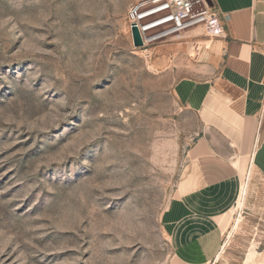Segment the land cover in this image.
<instances>
[{
  "label": "rangeland",
  "instance_id": "obj_1",
  "mask_svg": "<svg viewBox=\"0 0 264 264\" xmlns=\"http://www.w3.org/2000/svg\"><path fill=\"white\" fill-rule=\"evenodd\" d=\"M127 8L0 0V264L168 263L161 217L201 130L174 88L213 73L214 37L135 48ZM243 179L210 264L264 263V199Z\"/></svg>",
  "mask_w": 264,
  "mask_h": 264
},
{
  "label": "crops",
  "instance_id": "obj_2",
  "mask_svg": "<svg viewBox=\"0 0 264 264\" xmlns=\"http://www.w3.org/2000/svg\"><path fill=\"white\" fill-rule=\"evenodd\" d=\"M211 1L223 29L213 38V73L183 77L174 88L201 130L162 213L167 264L216 258L224 234L217 218L237 203L241 166L252 176L250 196L264 199V0Z\"/></svg>",
  "mask_w": 264,
  "mask_h": 264
},
{
  "label": "built area",
  "instance_id": "obj_3",
  "mask_svg": "<svg viewBox=\"0 0 264 264\" xmlns=\"http://www.w3.org/2000/svg\"><path fill=\"white\" fill-rule=\"evenodd\" d=\"M127 26H136L142 47L173 40L183 32L202 27L208 36L223 29L211 0H128Z\"/></svg>",
  "mask_w": 264,
  "mask_h": 264
},
{
  "label": "bare ground",
  "instance_id": "obj_4",
  "mask_svg": "<svg viewBox=\"0 0 264 264\" xmlns=\"http://www.w3.org/2000/svg\"><path fill=\"white\" fill-rule=\"evenodd\" d=\"M135 48H139V47H135ZM142 51L143 52H146L145 49L142 50ZM241 168H242V172H240V173H241L242 184H241L240 195H239V198H238L236 204H242L243 205L245 203V201L247 200V197H248L249 189L250 188L248 187V185H245V183H244L243 177H244V174H245V170H244V168L242 166H241ZM234 208H235V206L229 212H227L223 216H220L219 218H217V221H218V223H219V225H220L221 230H222L223 233L226 230V226H227V224L229 222V219L231 218V214L234 211ZM237 226H239V223H237Z\"/></svg>",
  "mask_w": 264,
  "mask_h": 264
},
{
  "label": "water",
  "instance_id": "obj_5",
  "mask_svg": "<svg viewBox=\"0 0 264 264\" xmlns=\"http://www.w3.org/2000/svg\"><path fill=\"white\" fill-rule=\"evenodd\" d=\"M131 41L134 47H142V41L140 39L136 26H132L131 28Z\"/></svg>",
  "mask_w": 264,
  "mask_h": 264
}]
</instances>
